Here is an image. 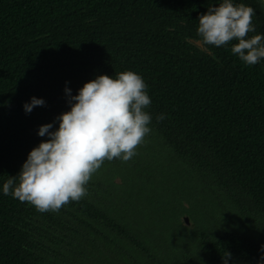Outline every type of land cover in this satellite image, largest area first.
Instances as JSON below:
<instances>
[{
  "label": "trees",
  "instance_id": "1",
  "mask_svg": "<svg viewBox=\"0 0 264 264\" xmlns=\"http://www.w3.org/2000/svg\"><path fill=\"white\" fill-rule=\"evenodd\" d=\"M220 2L0 0V264H225L224 252L227 264H264V244L242 225L255 226L251 216L264 223V60L248 66L230 45L207 53L188 42ZM233 3L252 7L264 34L263 2ZM126 70L144 79L152 101L137 155L105 161L113 170L103 182L56 212L4 195L3 183L49 139L39 127L55 131L74 103L65 88L75 96L85 82ZM33 97L45 103L26 113ZM193 190L218 231L190 214Z\"/></svg>",
  "mask_w": 264,
  "mask_h": 264
},
{
  "label": "clouds",
  "instance_id": "2",
  "mask_svg": "<svg viewBox=\"0 0 264 264\" xmlns=\"http://www.w3.org/2000/svg\"><path fill=\"white\" fill-rule=\"evenodd\" d=\"M254 15L250 6L221 0L199 17V44L204 48L230 45L231 54L245 65L259 63L264 60V34L256 33ZM147 87L138 73L126 70L115 78L101 74L85 82L75 96L65 88L74 101L70 110L59 115L55 131H50V123L39 127L37 134L49 139L30 150L20 172L3 183V194L40 212H56L84 198L86 185L105 161L131 160L150 134L152 116L146 109L152 101ZM44 103L33 97L23 107L30 113ZM163 119V113L156 116L158 122ZM230 256L223 253L225 264Z\"/></svg>",
  "mask_w": 264,
  "mask_h": 264
},
{
  "label": "rangeland",
  "instance_id": "3",
  "mask_svg": "<svg viewBox=\"0 0 264 264\" xmlns=\"http://www.w3.org/2000/svg\"><path fill=\"white\" fill-rule=\"evenodd\" d=\"M113 169H109L106 167H101L91 178V180L89 181V183H96L98 184L99 182L102 183L104 177H106V174H108L109 172L111 173ZM108 172V173H107ZM118 178L120 183H117V189L118 191L121 192V190H124V180L121 177H114V179ZM122 193V192H121ZM190 198L192 199V202L194 203L193 209L191 210L190 214L195 216L196 218H198V227H200L201 229H203L204 227L207 228L208 231L213 232V231H218L220 227V225H216L214 224V222L212 223V220L214 219V217H210L208 214V205L209 202L206 199H202L200 196L197 195V191H194L192 193H189ZM183 203H188L187 201H184ZM229 203H227L228 209L230 211H233L234 209L232 208V205ZM189 209V207H187ZM186 209V208H185ZM188 212V211H187ZM251 216V215H250ZM253 217V222H255V226L250 224V226H246L244 224H242L244 226V228H247L250 235L253 237V239L259 243H263L264 244V223L261 217L258 216H251ZM207 218L210 221V224L207 221ZM246 218V217H244ZM190 222L192 223V226H195L194 221L192 219H190ZM217 222V221H216ZM218 223V222H217ZM222 224V223H221ZM223 225V224H222ZM191 226V227H192ZM243 230V229H242ZM190 236L189 239H191L192 236V232H189ZM188 249L191 252V254H193L195 256L196 259H200L198 257L199 255V250H198V243L195 240H189L188 242ZM200 256V255H199ZM125 257V256H124ZM117 261H119L118 259H116ZM115 259H110L109 262L113 261V264H122V263H118ZM200 261V260H199ZM124 264H129L128 260L126 258H124Z\"/></svg>",
  "mask_w": 264,
  "mask_h": 264
},
{
  "label": "water",
  "instance_id": "4",
  "mask_svg": "<svg viewBox=\"0 0 264 264\" xmlns=\"http://www.w3.org/2000/svg\"><path fill=\"white\" fill-rule=\"evenodd\" d=\"M261 1H262L263 4H264V0H261ZM188 42H189L190 44H192V45H194V46L200 48V49H201L202 51H204V52L211 53V51H210L208 48H204L203 46H201V45L199 44L198 39L190 38V39H188ZM116 182H117V183H120L119 180H118V178L116 179ZM181 222H182L183 225H185V226H187V227H191V226H192V223L190 222L188 216H186V215H183V216L181 217Z\"/></svg>",
  "mask_w": 264,
  "mask_h": 264
},
{
  "label": "flooded vegetation",
  "instance_id": "5",
  "mask_svg": "<svg viewBox=\"0 0 264 264\" xmlns=\"http://www.w3.org/2000/svg\"><path fill=\"white\" fill-rule=\"evenodd\" d=\"M188 207V203H184V206H183V209H185V208H187ZM188 213V212H187ZM187 213H183V214H181V216H180V219H181V217L183 216V215H186V216H188V218H189V220L191 219L190 218V216H189V214H187ZM196 224V223H195ZM194 224V225H195ZM185 226V225H184ZM187 227V226H186ZM195 226H192V227H188L189 229H193Z\"/></svg>",
  "mask_w": 264,
  "mask_h": 264
}]
</instances>
